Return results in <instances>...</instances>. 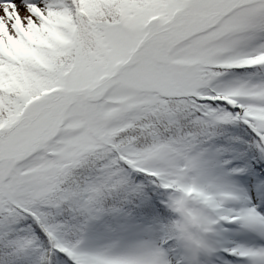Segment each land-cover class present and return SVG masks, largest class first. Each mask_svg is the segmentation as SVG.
I'll return each mask as SVG.
<instances>
[{
  "label": "snow or ice",
  "instance_id": "snow-or-ice-1",
  "mask_svg": "<svg viewBox=\"0 0 264 264\" xmlns=\"http://www.w3.org/2000/svg\"><path fill=\"white\" fill-rule=\"evenodd\" d=\"M0 264H264V0H0Z\"/></svg>",
  "mask_w": 264,
  "mask_h": 264
}]
</instances>
